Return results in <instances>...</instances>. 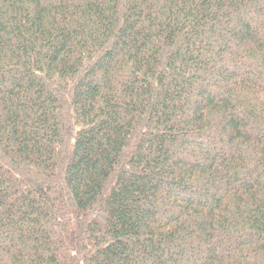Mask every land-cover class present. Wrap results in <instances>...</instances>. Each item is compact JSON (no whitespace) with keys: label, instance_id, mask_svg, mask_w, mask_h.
<instances>
[{"label":"trees","instance_id":"obj_1","mask_svg":"<svg viewBox=\"0 0 264 264\" xmlns=\"http://www.w3.org/2000/svg\"><path fill=\"white\" fill-rule=\"evenodd\" d=\"M0 264H264V0H0Z\"/></svg>","mask_w":264,"mask_h":264}]
</instances>
